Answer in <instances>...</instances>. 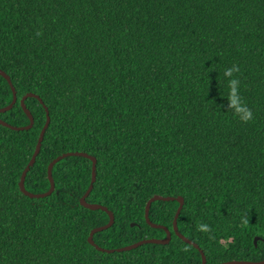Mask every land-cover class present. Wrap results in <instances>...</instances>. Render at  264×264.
Segmentation results:
<instances>
[{"label":"trees","instance_id":"obj_1","mask_svg":"<svg viewBox=\"0 0 264 264\" xmlns=\"http://www.w3.org/2000/svg\"><path fill=\"white\" fill-rule=\"evenodd\" d=\"M0 69L18 94L0 119L28 126L21 100L32 93L45 104L26 99L30 130L0 125V264H203L174 231L178 201L151 208L172 232L168 245L110 253L90 244L110 216L81 204L93 179L86 157L55 165L52 195L23 193L46 107L26 188L48 192L62 154L96 157L87 200L116 217L95 235L100 247L167 237L147 222V203L181 196L179 230L208 264L264 260V0H0ZM233 79L248 122L232 107ZM13 99L0 75V109ZM202 223L212 231H198Z\"/></svg>","mask_w":264,"mask_h":264},{"label":"water","instance_id":"obj_2","mask_svg":"<svg viewBox=\"0 0 264 264\" xmlns=\"http://www.w3.org/2000/svg\"><path fill=\"white\" fill-rule=\"evenodd\" d=\"M0 75H2L3 77H5L8 80V82H9L11 88H12L13 94H14V99H13L12 103L9 106H6V107L0 109V113H6V112L12 110L13 107L15 106V104L18 102V94H17L16 87H15L11 77L5 71H3L2 69H0ZM29 97H35V98L39 99L42 104H44V101H43L42 98H40L38 95H35V94H32V93L26 95L21 100L22 107L25 110L26 114L29 116L30 121H31L28 126H22V127L14 126V125H11V124L7 123L6 121H4L2 119H0V125L8 127V128H10L12 130H15V131H23V130L32 129L33 126H34V123H35V119H34L33 114L31 113V111L27 107L26 102H25L26 99H28ZM46 109H47V112H48L47 122H46V124H45V126H44V128H43V130H42V132L40 134V138H39L36 150H35V152H34V154L32 156V159L29 162V164L27 165V167L25 168V170L23 172V175H22V178H21V181H20V189L26 196H29L31 198H45V197H48V196L52 195L54 193V191L56 190V183H55V179H54V176H53V170H54L55 165L57 163H59L61 160H63L64 158H67V157H70V156L86 157V158H88V159L93 161V179H92V184H91L88 192L81 199V204L84 207L89 208L91 210H103V211L107 212L109 214V216H110V222L108 224H106L105 226L97 227L94 230H92V232L90 234V237H89L90 244L95 246L98 250L106 251V252H110V253H113L115 251H120V252H122V251H130V250L139 248V247H141L143 245H146V244L168 245L171 242V240H172V232H171V230L168 227L152 222L151 217H150L151 208H152L153 203H155L156 201H167V202H169V201H178L180 203V206H179V208H178V210L176 212L175 219H174V231L185 242H187V243H189L191 245H194L197 249H199L201 254H202L203 264H208L207 256L204 253V251L201 249L200 245L195 243L194 241L190 240L189 238H187L179 230L178 221H179L180 215L182 213V210H183V208L185 206V198L181 197V196L180 197H164V196H161V195H155L147 203V207H146V219H147V222L153 228L164 229L167 232V237H165V238L145 239V240L139 241L137 243H134V244H131V245H128L126 247L119 248V249H105V248L100 247L94 240L95 235L97 233H99V232H102V231H105V230H108L109 228H111L114 225V223H115L116 217H115V214L111 210H109L108 207H105V206L100 205V204L91 203V202H89L87 200L89 195L93 191L94 184H95V182L97 180V163H98V161H97L96 157H94V156H92V155H90V154H88L86 152H79V151L68 152V153L62 154V155L58 156L57 158H55L50 163L49 169H48V175H49V179H50V182H51V188L49 189V191L45 192V193H33V192L28 191L27 188H26L27 175L30 172L31 168L37 162V158H38V156H39V154L41 152V148H42V144H43V141H44V138H45V134H46L47 129H48L50 123H51V117L49 115V109L47 107H46ZM135 225L136 224H134V223L132 224V226H135ZM259 240H260V237H257L255 239L256 245L258 244ZM221 264H264V260L263 261H257V262L249 261V260H235V261L233 260V261H227V262H224V263H221Z\"/></svg>","mask_w":264,"mask_h":264},{"label":"clouds","instance_id":"obj_3","mask_svg":"<svg viewBox=\"0 0 264 264\" xmlns=\"http://www.w3.org/2000/svg\"><path fill=\"white\" fill-rule=\"evenodd\" d=\"M39 34V33H38ZM239 71L237 66H233L231 69H227L225 75L232 76L233 72ZM238 80H231L229 83V87L231 89V100H232V107L235 109V114L241 119L243 122H248L252 119V112L246 106H242L240 103V98L238 95ZM247 219L242 220V224H247ZM198 231L210 233L212 231L211 227L208 224H199Z\"/></svg>","mask_w":264,"mask_h":264}]
</instances>
